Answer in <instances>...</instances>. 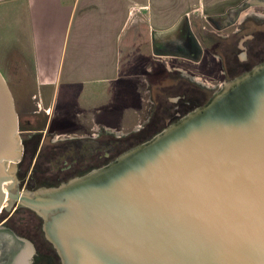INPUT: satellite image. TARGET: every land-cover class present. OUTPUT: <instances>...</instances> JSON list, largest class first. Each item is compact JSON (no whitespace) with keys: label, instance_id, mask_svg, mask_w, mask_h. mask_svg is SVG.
Returning a JSON list of instances; mask_svg holds the SVG:
<instances>
[{"label":"water","instance_id":"95a60500","mask_svg":"<svg viewBox=\"0 0 264 264\" xmlns=\"http://www.w3.org/2000/svg\"><path fill=\"white\" fill-rule=\"evenodd\" d=\"M22 156L15 99L0 71V214L32 211L60 264H264V61L58 186L21 191ZM24 242L30 264L34 248Z\"/></svg>","mask_w":264,"mask_h":264},{"label":"crops","instance_id":"0c3cea01","mask_svg":"<svg viewBox=\"0 0 264 264\" xmlns=\"http://www.w3.org/2000/svg\"><path fill=\"white\" fill-rule=\"evenodd\" d=\"M208 2L0 0L6 22L14 15L24 18V31L16 30L17 40L6 41L0 50V71L14 85L33 87L19 93L18 101L38 98L62 122L87 118L122 133L139 122L142 87L155 71L156 58L172 57L174 46L183 48L182 38L189 28L193 32L192 15ZM221 15L215 9L210 17ZM8 46L15 48L14 67L8 65Z\"/></svg>","mask_w":264,"mask_h":264},{"label":"flooded vegetation","instance_id":"af4514ba","mask_svg":"<svg viewBox=\"0 0 264 264\" xmlns=\"http://www.w3.org/2000/svg\"><path fill=\"white\" fill-rule=\"evenodd\" d=\"M257 3L262 4L261 7L264 8V0H258ZM214 22L216 23L213 25L222 30L221 32L230 31L215 33L217 40L211 38L205 46L198 39L202 48V57L198 64L202 62L205 50L211 52L218 63V70L208 78L215 84L210 86L208 82L201 83L204 92H197L198 98L195 99L188 98L182 86H168L165 92L175 96L173 97L175 101H172L171 97H168V101L173 102L175 106L164 107V113L167 116L163 120L165 127L204 104L224 82L249 71L264 61V14L261 16L259 13H253L249 19L238 22L239 27L236 29H229L234 28L236 23L231 27L227 26V23L231 21ZM184 55L195 57L196 54L194 51V54ZM160 96L161 94L158 93L155 101L152 102L150 118L156 119L159 109L163 108ZM32 100L34 106L32 115L37 118V122L32 123L29 119L24 122V101H18L22 105V110L19 111L16 106L23 145V156L17 171L21 191L58 186L107 165L123 151L135 146L136 144L131 143L132 138L139 136L145 129L144 127L126 135L118 131L110 132L103 126H95L87 118L73 117L62 122L56 115L51 116L38 98ZM151 125L157 127L156 123ZM17 225L19 228H16ZM24 225L31 234L37 238L41 236L42 240L48 244L42 231V221L32 211L24 208L4 210L0 214V264H18V260L14 257L16 254L14 250L19 245H26ZM12 226L13 229L10 228ZM48 245L50 253L45 258L42 254L36 253L32 243L34 252L30 264H60L52 246ZM27 251L29 252V249Z\"/></svg>","mask_w":264,"mask_h":264},{"label":"rangeland","instance_id":"374dc122","mask_svg":"<svg viewBox=\"0 0 264 264\" xmlns=\"http://www.w3.org/2000/svg\"><path fill=\"white\" fill-rule=\"evenodd\" d=\"M218 2H221L222 4L219 5ZM257 2L258 0H210V2L206 3V5L204 6V11H200L199 14L195 15L191 14L192 16L196 17V20H192V29L194 36L192 35L191 37V35H188L187 37L182 38L183 48L174 46L172 51L174 53L173 57H167L163 59L159 57L156 58L157 62H154L155 71L148 75V77H146V83L143 84L142 87V90H144L142 91V99L144 101H142L139 122H137V125L135 124V127L134 125H127L126 127H123V129H120L123 134L128 135L134 129H137L138 131L139 129L141 130L145 127V129L142 131L143 133H141L139 136L132 135V137L134 136L131 142L133 143V145L144 141L145 139L153 136L154 134L165 128L163 120L167 116L164 113V107L173 108V106H175L173 102L168 101V97H171V100L175 101V98H173L175 96L173 94L165 92V89L168 86H182L183 91L187 93L188 98L192 97L193 99H195L198 98L197 92H204V88H202L201 83L206 84L208 82V85L215 84L211 83V80L208 78L218 70V63L212 57L213 55L211 54V52L205 50L204 58L200 64H198V62L200 61L197 62L196 58L184 55L194 54L195 48L193 44L196 41L193 37H195L196 40L199 39L200 42L205 46L207 41L211 40V38H213L212 40H217V34L228 33L230 31L227 30L225 32H221L222 30H219L213 25L216 23L214 21H231L230 23H227V26L231 27L236 23V26L234 28H229L236 29V27H239L238 22H242L247 18L249 19L250 16H253V13H259L262 16V14H264V8L261 7L262 4ZM187 8L191 10L192 7L188 6ZM215 9L221 11L223 15L217 18L213 16L210 17ZM0 17V50H5V47L7 46L6 41L11 42L14 39L13 42H15V40H17V33H15L16 35H14V32L19 29L24 31V18L21 19L20 17H16V15H14L13 20L11 19L12 22L9 23L5 21L2 15H0ZM191 38L193 39L191 40ZM185 42H189L188 46L186 47L184 46ZM7 51L9 53L8 65L14 67L15 62H13V59L16 55L15 48H11V46H8ZM2 73L12 91V94L15 98V103L17 102L16 106L18 110H22V105L21 103H18V100H21V97L23 96H21L22 94L19 95V93H23L25 95L27 91H29L33 87L14 85L12 79H10L9 74L3 69ZM158 93L161 94L160 99H162L163 108L161 110L159 109V113L156 119L154 117L150 118V109L152 106V102L155 101L156 95ZM32 102L33 100H28L27 102L24 101V122L27 119H29L32 123H34L35 121L37 122V118L32 115V110L34 107ZM195 104H197L196 101ZM42 105L45 106L43 103ZM28 112L30 113L29 115L27 114ZM147 123H149V125ZM153 123H156L157 127H153V125H151ZM18 226L19 225H17L16 228H19ZM10 228L13 229V226ZM16 230L22 233V231H20L19 229ZM35 231H37V229ZM25 237L28 242L34 244L36 253L42 254L45 258L48 257L50 253V247L48 245L49 243L47 244L44 240H42L41 236L37 238L35 237V235L31 234L28 231L26 225H24V238ZM23 248L24 245H19L17 246V248H15L14 251L22 250Z\"/></svg>","mask_w":264,"mask_h":264},{"label":"bare ground","instance_id":"6f19581e","mask_svg":"<svg viewBox=\"0 0 264 264\" xmlns=\"http://www.w3.org/2000/svg\"><path fill=\"white\" fill-rule=\"evenodd\" d=\"M26 246L23 250L16 251L15 259L18 260V264H26L29 260V255L31 252V248L28 244L24 245ZM29 249V252L27 251ZM26 250V251H24Z\"/></svg>","mask_w":264,"mask_h":264}]
</instances>
